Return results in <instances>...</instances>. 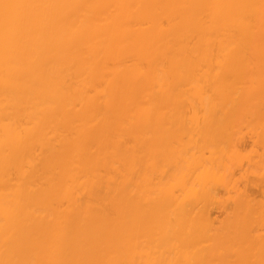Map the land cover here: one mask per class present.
Masks as SVG:
<instances>
[{
	"label": "bare ground",
	"instance_id": "bare-ground-1",
	"mask_svg": "<svg viewBox=\"0 0 264 264\" xmlns=\"http://www.w3.org/2000/svg\"><path fill=\"white\" fill-rule=\"evenodd\" d=\"M0 264H264V0H0Z\"/></svg>",
	"mask_w": 264,
	"mask_h": 264
},
{
	"label": "rangeland",
	"instance_id": "rangeland-1",
	"mask_svg": "<svg viewBox=\"0 0 264 264\" xmlns=\"http://www.w3.org/2000/svg\"><path fill=\"white\" fill-rule=\"evenodd\" d=\"M235 170H236L237 172H239V171H240V168L237 167ZM214 213H215V214H219V213H220L219 209H218V208L214 209Z\"/></svg>",
	"mask_w": 264,
	"mask_h": 264
}]
</instances>
